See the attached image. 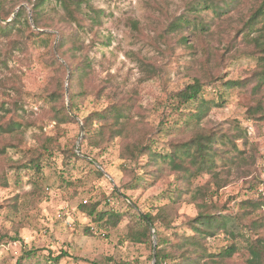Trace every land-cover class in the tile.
I'll use <instances>...</instances> for the list:
<instances>
[{
    "label": "rangeland",
    "instance_id": "obj_1",
    "mask_svg": "<svg viewBox=\"0 0 264 264\" xmlns=\"http://www.w3.org/2000/svg\"><path fill=\"white\" fill-rule=\"evenodd\" d=\"M33 1L5 0V9L11 10L16 5L15 12L17 7L24 6L29 18ZM48 1L50 6L55 4V0ZM86 1L100 11V23L83 31L82 39L85 51L95 62L92 83L101 88V92L77 97L75 113L69 108L68 94H74L76 89L65 92L62 97L55 95L56 104L49 97L57 92L61 94V78L64 87L68 80V65L55 48L63 25L57 23L53 29L37 28L54 34L50 38L55 41L54 47L51 42L45 44L37 37L16 49L6 50L8 47L0 36V118L21 123L17 135H0V145H12L0 155V173L7 179V185H0V264H17L22 254L30 250L35 254L21 260V264H153L154 229H151V249L149 243H134L127 238L131 221L138 218V211L155 214L158 208L164 207L171 226L157 222L159 232L171 240L174 232L191 234L188 221L197 213L192 201L193 190L210 178V174L202 172L191 179L189 185L184 184L187 190L175 198L171 191L180 184L178 173L170 169L168 159H158L152 166L148 165L146 156L136 162L123 160L120 157L123 141L119 138L107 142L101 150L89 148L85 143L80 150L84 135L80 131L82 118L132 95L138 112L135 118L152 132L156 150L165 153L167 144L178 139L179 133L164 125L161 127V119L165 116L168 120H177L179 113L173 109L174 101L169 98L191 81L192 70L198 67L196 58L201 55L199 45L202 41L190 37L197 50L196 56L177 43L174 36L168 38L171 50L163 51L166 44L160 34L169 20L184 12L186 3L191 0ZM258 1L238 0L227 15L210 24L207 40L215 46H224L241 18ZM198 13L205 18L213 16L211 11ZM13 14L3 22L10 21ZM30 23L33 25V21ZM235 48L248 49L240 39ZM53 51L66 64V71H59L52 65ZM139 60L155 65L156 74L146 79ZM256 67L255 58L241 53L226 61L220 67L221 73L217 71L221 78L207 83L201 93L209 109L200 125L218 128L230 134L231 139H235L232 135L239 136L236 144L244 149L251 164L249 168L241 163L233 165L229 183L218 190L210 181L205 200L213 206L212 211L226 216L228 230L243 235L246 230L236 218L239 203L246 199L264 201V112L263 116L247 112L256 98H262L261 94L256 97L250 94L246 83L253 77ZM226 80H240L246 87L226 89L221 83ZM63 103L74 120L59 122L55 117L53 107L59 108ZM1 106L9 113L6 114ZM194 109L193 102L182 107L185 114ZM159 125L161 129L157 132ZM46 144H50L52 155H40L39 173L29 167H17L38 151L44 154ZM216 145L221 144L217 142ZM71 148L78 159L70 158ZM82 153L87 155L83 157ZM216 162L217 170L223 163L230 164L220 157H216ZM197 196L199 201L200 196ZM84 200L87 205L97 203V210L123 214L121 220L115 226L96 221L81 210ZM259 212L264 215V205ZM11 237L19 239L13 241ZM228 238L221 232L208 242L220 248L228 244ZM243 250L239 249L228 263L246 264L242 256L246 251ZM57 255L61 257L54 263L52 258Z\"/></svg>",
    "mask_w": 264,
    "mask_h": 264
},
{
    "label": "trees",
    "instance_id": "obj_2",
    "mask_svg": "<svg viewBox=\"0 0 264 264\" xmlns=\"http://www.w3.org/2000/svg\"><path fill=\"white\" fill-rule=\"evenodd\" d=\"M47 2L49 1L34 0L32 2L30 7L32 25L24 6L18 8L10 21L3 22L14 13L16 5L11 10H6L5 0H0V36L8 47L6 50L16 49L27 40L33 41L37 37H41L45 44L51 42V47H54L55 41L50 39L54 34L37 30V28L53 29L57 23L63 25V28L59 30L55 48L57 47V54L68 65V80L66 87L62 78L59 80L61 94L57 92L48 96L51 102L56 104V96L62 97L65 92L67 94L71 89H76L74 94L72 92L68 94L69 108L75 113L78 108L75 101L77 97L85 98L90 93L99 95L101 92V88H96L92 83L95 62L85 51L82 39V33L87 28L90 29L94 24L100 23V11L86 0H55V4L51 6ZM237 2L238 0H191L186 3L184 12L169 20L163 34H160V39L166 44V50L163 51L171 50L172 45L168 38L174 36L176 42L190 49L194 56L197 50L190 37L195 36L202 40L199 45L201 55L196 58L198 67L193 68L191 81L169 98L174 101L173 109L179 113L177 120H168L165 116L161 119V127L164 125L168 130L174 129L175 133H179L178 139L167 144L165 153L156 150L155 141L151 137L152 132L143 125L141 120L135 118L134 115L138 112L135 111L136 99L132 95L120 98L101 110H93L82 118L84 135L80 150L84 143L89 148L101 150L107 142L119 138L123 141L120 150V157L123 160L136 162L141 156H146L148 165L152 166L158 159H168L170 169L178 173L177 179L180 184L171 191L175 198H179L181 193L187 190L188 186L184 184L189 185L191 179L199 177L202 172L210 174L206 183L193 190L192 201L195 202L197 213L188 221L191 234L174 232L172 240L168 235H162L156 223L165 227L171 226L170 217L164 207L158 208L155 214L151 211H138V218L131 221L127 238L134 243H149L151 249L153 240L151 229H154L155 264H234L228 261L242 248L246 251L242 253L246 264H264V215L259 212L264 201L246 199L239 203V214H236V218L237 222L245 228L246 235L228 230L226 216L212 211L213 206L205 201L207 192L210 190V181L218 190L229 183L230 168L233 165L241 163L249 168L251 164L244 155V149H240L236 144L239 136L232 135L235 139H231L230 134L218 128L200 125L201 118L209 109L207 102L201 97L202 89L207 83H213L221 78L217 73L226 61L243 53L257 61L253 77L249 82L245 81L247 88L250 87V94L255 97L262 95V98H256L254 105L248 107L247 112L252 116L256 114L263 116L264 112V0L256 2L248 14L241 18L233 30V35L224 46L220 44L215 46L207 40L210 24L227 15ZM199 11H211L213 16L205 18L198 13ZM237 39H240L248 49L235 48ZM50 59L55 69L62 72L67 70L66 64L56 56L54 51ZM140 63L144 66L146 79L156 74L155 65L149 63L147 65L145 61ZM221 83L226 89L246 87L240 80H226ZM191 102L195 103V109L185 114L182 107ZM1 109L6 114L9 113L4 106H1ZM53 111L59 122L74 120L64 103L59 108L54 106ZM160 125L157 132L161 129ZM20 127L19 122L0 118V135L2 133L17 135ZM217 142L221 145L217 146ZM49 145H44V154L38 151L27 161L29 163L24 162L17 167H29L39 173L42 167L40 155L44 157L52 155ZM7 146L12 145L8 143L0 145V155L6 152ZM69 155L70 158H79L74 148H71ZM82 155L85 157L87 154L82 153ZM216 157H220L221 161L227 159L230 164L223 163V167L217 170ZM97 173L102 174L100 170H97ZM0 185H7V179L3 173H0ZM197 195L200 196L199 201H197ZM80 208L96 221H103L112 226L117 225L123 215L113 210H97V203L87 205V201ZM221 232L229 237V242L226 246L215 248L209 244L208 240ZM17 239L19 238L11 237L13 241ZM34 254L33 250L24 252L17 264H21V260ZM60 257L57 255L52 258V261L55 263Z\"/></svg>",
    "mask_w": 264,
    "mask_h": 264
},
{
    "label": "water",
    "instance_id": "obj_3",
    "mask_svg": "<svg viewBox=\"0 0 264 264\" xmlns=\"http://www.w3.org/2000/svg\"><path fill=\"white\" fill-rule=\"evenodd\" d=\"M18 8L19 7H17V9L15 10V12L18 10ZM15 12H14V14L13 15H15ZM30 18V21L32 22V19H31V17H29ZM80 131H81V135L83 134V132H84V127H83V125L81 124V126H80ZM79 142H80V140H78V142H77V145L79 144ZM76 145V150L78 151L79 150V147ZM155 248H156V246H155V243L153 244V256H152V263L153 264H155Z\"/></svg>",
    "mask_w": 264,
    "mask_h": 264
},
{
    "label": "built area",
    "instance_id": "obj_4",
    "mask_svg": "<svg viewBox=\"0 0 264 264\" xmlns=\"http://www.w3.org/2000/svg\"><path fill=\"white\" fill-rule=\"evenodd\" d=\"M87 200H84V203L86 202ZM93 230V228H91ZM93 232H95V230H93Z\"/></svg>",
    "mask_w": 264,
    "mask_h": 264
}]
</instances>
